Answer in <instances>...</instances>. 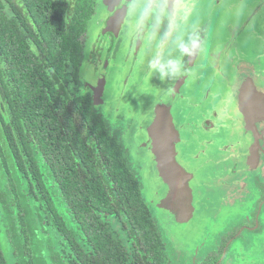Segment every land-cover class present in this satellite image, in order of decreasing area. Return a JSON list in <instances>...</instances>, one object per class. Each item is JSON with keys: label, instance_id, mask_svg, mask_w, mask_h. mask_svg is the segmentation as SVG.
Returning <instances> with one entry per match:
<instances>
[{"label": "trees", "instance_id": "trees-1", "mask_svg": "<svg viewBox=\"0 0 264 264\" xmlns=\"http://www.w3.org/2000/svg\"><path fill=\"white\" fill-rule=\"evenodd\" d=\"M91 15L0 0V264H164L123 144L66 80Z\"/></svg>", "mask_w": 264, "mask_h": 264}, {"label": "rangeland", "instance_id": "rangeland-1", "mask_svg": "<svg viewBox=\"0 0 264 264\" xmlns=\"http://www.w3.org/2000/svg\"><path fill=\"white\" fill-rule=\"evenodd\" d=\"M174 3L175 0H168L169 13H171ZM206 3L208 4L209 0ZM261 3L264 8V0H261ZM177 6V10H181L178 3ZM219 6L221 7L216 10L214 16L216 18L219 16L218 19L222 24L216 19L218 23L211 22L209 25L223 27L221 37L224 36V39H228L229 34L234 35V31L238 27L236 23L242 22L244 18L242 11L249 9L250 3L249 0H222ZM223 10H233V15L232 13L226 14ZM262 11H259L260 14ZM93 29L91 28V33ZM225 29L227 34L224 33ZM212 37L210 36L209 40H212ZM214 37H216V33ZM135 38L138 41L136 35ZM124 43L123 41L120 42L118 48L123 61L120 62L121 72L117 78H112L111 75L113 74H109L107 70L109 62L101 59L98 67H87V63L80 65L78 83L73 81L69 74L66 75V80L69 86L76 87L78 90L84 86L88 88L91 96L95 95L97 99L95 107L104 112L108 128L123 144L130 167L140 180L141 193L152 207L160 233H164L165 240L167 238L173 247H176L180 253L179 259L181 261L191 262L189 259L192 260V255L186 252L197 249L194 242L201 240L202 235L199 232L204 231L205 228L210 231L220 229L217 225L222 226L226 216L239 210L226 213L228 206L225 204L215 206L214 215L208 211L209 208L202 212V207L195 205L192 189L196 185L197 179L195 175L192 177L185 176L186 172H192L195 167L188 166L187 161L182 160L181 154L174 150L172 153L176 152L174 156L179 162L177 168L184 166V171L179 170V173H176L174 171L175 165L171 160L169 127L173 112L171 95L166 80L162 82L158 78V73L148 75V61L151 59L148 53L146 55H143L145 52L140 53L138 57L127 55V53L140 47L139 44L135 47L134 44L132 47H128L129 45L125 47ZM228 43L222 46L226 50ZM85 44L87 49L94 47L95 42L92 35ZM249 47L247 46L241 52H246ZM205 48L204 54L214 53L211 44L207 43ZM241 52V57L239 59L236 57L233 62H229V66L244 68L243 71L238 69L241 73L240 77L245 78V81L251 79L254 84V88L247 93L258 94L259 102H261L263 100L260 98L264 96V80L257 77L260 69L256 68L255 65H264V58L255 62L251 60V57H246ZM246 54L250 55V52H246ZM211 59H213L212 55L209 57V60ZM253 62L255 63L251 65ZM145 65L147 68H144ZM251 66H255L256 69L251 68ZM69 70L70 68L67 69L68 73ZM261 76L264 77V74ZM240 81L241 78H238V87H240ZM227 93L230 95V99L235 96L234 103H237V100L241 101L238 92L228 91ZM124 117H126L125 121L123 120ZM207 180L209 181H206V178L203 179L204 183L208 182L210 185L212 182L215 183V179L207 178ZM202 189V186L198 187L199 191ZM246 206L247 203H243V208ZM111 224L113 230L125 241L120 224L115 221ZM215 230L212 231L213 234H215Z\"/></svg>", "mask_w": 264, "mask_h": 264}, {"label": "water", "instance_id": "water-1", "mask_svg": "<svg viewBox=\"0 0 264 264\" xmlns=\"http://www.w3.org/2000/svg\"><path fill=\"white\" fill-rule=\"evenodd\" d=\"M221 1L209 0L206 7L200 4L201 18H198L196 27L201 43L206 40L214 53L190 57L187 75L175 82L171 78L166 80L173 112L169 143L174 171H184V166L177 168L179 162L174 156L176 152L172 153L176 150L185 158L182 160H186L188 166L195 167L185 176L195 175L197 179L198 176L207 175L210 180L215 179L211 187L214 198L219 202L214 203L213 208L217 204H227L226 213H230L247 203L253 191L252 175L258 165L257 147L264 143V96L260 98L263 101L259 102L258 94H248L247 91L254 88L253 81H245L238 71L244 68L229 66V62H233L236 57L239 59L240 52L247 46H250L246 51L250 55L241 52L246 57H251L255 62L264 58V8L261 0H249L250 8L242 9L243 23H236L238 27L234 35L229 34L228 39H224V36L221 37L223 27L209 25L220 21L214 13L223 5L219 6ZM224 10V13L233 15V10ZM204 32L209 37L213 33L212 40L209 37L208 41L204 39ZM227 43L226 50L222 46ZM211 55L213 59L209 60ZM255 66L260 69L257 77L264 80L261 76L264 74V65ZM255 66L251 68L256 69ZM238 78H241L240 87L237 86ZM228 91L238 92L241 101L234 103L235 96L230 99ZM211 170L213 175L209 173ZM235 173L238 175L233 181Z\"/></svg>", "mask_w": 264, "mask_h": 264}, {"label": "flooded vegetation", "instance_id": "flooded-vegetation-1", "mask_svg": "<svg viewBox=\"0 0 264 264\" xmlns=\"http://www.w3.org/2000/svg\"><path fill=\"white\" fill-rule=\"evenodd\" d=\"M15 1L20 10L26 9L28 0ZM55 1H62V6L65 10L69 11L70 9L79 7L80 4L88 5V10L92 15L88 19L87 31L80 38L82 45L80 65L87 63V67H98L101 59L107 60L109 62L107 70L109 74H113L111 75L112 78H117V75L121 72L119 66L123 60L120 50H118L120 42H125V47L127 45H129L128 47H132V44H134V47L137 44L140 45V47L127 53V55L138 57L140 53L145 52L143 55L148 53L152 57L157 47L165 40L164 33L168 30V20L164 19L159 25H156L153 20H149L143 26L137 28V18L129 9L130 0ZM177 3L181 10H177ZM201 3L206 7V0H177V2L175 0L170 12L177 13L178 22H181L186 17L187 24L185 27L188 31H191L193 26L197 27L201 18ZM112 19L113 21L110 22ZM91 28H94L92 33L90 31ZM111 28L112 30H109ZM91 35L93 36L95 45L92 49H87L85 42ZM207 37V33L204 32V39H207ZM206 46L207 42L205 40V42H202L203 54ZM185 63L188 68L190 57L185 58ZM144 68H147V66L145 65ZM78 91L88 93L91 96L88 88L84 86H81V89ZM91 98L95 107L97 99L95 95L91 96ZM96 110L101 113L103 112L97 108ZM102 114L105 117L104 112ZM125 119L126 117L123 118L124 121ZM257 157V169L252 175L253 191L247 201V206L244 208L242 206V209H238L239 211L229 214L226 216V219L224 217L225 220L222 226L217 225L220 229L217 228L218 230L213 229L210 231L208 228H205L204 231H200L199 233L202 235L201 240L194 242L197 245V249L192 252H186L192 255V260L189 259L191 262L179 259L180 253L167 238L165 240L164 233H160L152 207L149 205L147 199L141 195L144 203L148 205L150 215L157 226L160 239L163 243L164 264H264V143H261L257 147ZM182 159L185 158L182 157ZM236 173L232 176L233 181L238 175ZM205 178L206 181H209L207 180L209 178L207 175L203 177L198 176L196 185L192 189L193 201L195 205H200L203 208L202 212L207 211L209 208L208 211L212 209L211 212L215 215L216 210L213 208V205L219 201L213 196L212 185L208 184V182L203 184V179ZM198 185L203 187L202 191L198 190ZM232 193L234 194L233 190ZM214 230L218 233L215 232L213 234L212 231ZM123 242L125 243L126 250L131 252V244L128 238H125Z\"/></svg>", "mask_w": 264, "mask_h": 264}, {"label": "clouds", "instance_id": "clouds-1", "mask_svg": "<svg viewBox=\"0 0 264 264\" xmlns=\"http://www.w3.org/2000/svg\"><path fill=\"white\" fill-rule=\"evenodd\" d=\"M129 9L137 18V28L149 20H153L156 25L164 19L168 20L165 40L148 61V75L158 73L162 82L168 78L175 82L187 75L189 69L185 58L203 54L201 37L196 27L188 31L185 27L186 17L178 22L177 13L168 11V0H130Z\"/></svg>", "mask_w": 264, "mask_h": 264}, {"label": "crops", "instance_id": "crops-1", "mask_svg": "<svg viewBox=\"0 0 264 264\" xmlns=\"http://www.w3.org/2000/svg\"><path fill=\"white\" fill-rule=\"evenodd\" d=\"M209 173L213 175V170H211ZM211 211H212V209H211ZM213 212H214V211H213Z\"/></svg>", "mask_w": 264, "mask_h": 264}]
</instances>
